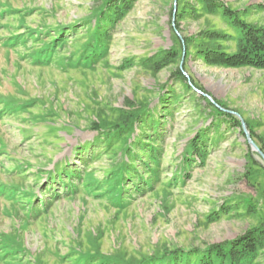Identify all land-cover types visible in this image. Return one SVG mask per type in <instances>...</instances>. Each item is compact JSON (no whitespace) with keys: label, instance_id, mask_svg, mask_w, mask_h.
<instances>
[{"label":"rangeland","instance_id":"obj_1","mask_svg":"<svg viewBox=\"0 0 264 264\" xmlns=\"http://www.w3.org/2000/svg\"><path fill=\"white\" fill-rule=\"evenodd\" d=\"M104 1L0 0V264H136L264 232V70L202 58L239 30L205 0H131L92 56ZM216 2L264 28V0Z\"/></svg>","mask_w":264,"mask_h":264},{"label":"trees","instance_id":"obj_2","mask_svg":"<svg viewBox=\"0 0 264 264\" xmlns=\"http://www.w3.org/2000/svg\"><path fill=\"white\" fill-rule=\"evenodd\" d=\"M217 0H205L209 6L214 9H221L222 14L230 21L231 25L239 30L240 37L238 39L237 50L234 54H225L222 51L213 48H206L202 51V58L205 63L219 68H252L264 70V28L250 26L241 21L235 13L224 8ZM131 0H105L102 7L105 9L100 11L95 25L93 26V40L89 42L93 52L92 56L101 51L100 44L106 41L107 28L113 26L116 20L127 11ZM212 35H216L215 33ZM217 36V35H216ZM219 37V36H217ZM174 54L168 52L166 57L157 63L151 64L153 71H159L161 67L168 65L174 61ZM176 75L183 81L187 80L181 69L176 70ZM189 83V82H188ZM218 114H221L220 108H215ZM132 116V115H131ZM129 118H123L122 122L127 123ZM197 133L195 140L189 141V149L194 152L196 158L202 159L205 155V143L202 137ZM204 143V145L202 144ZM148 144L141 141L142 153H152L154 150L145 147ZM187 157V156H186ZM133 156H131V161ZM136 158V156H135ZM187 163V162H186ZM188 164V163H187ZM75 171H73L74 173ZM77 173V172H76ZM119 178L115 182L123 187L124 177H129V172L120 169ZM71 177H76L72 174ZM119 196L122 191H119ZM264 242V232L259 230H251L240 237L221 244L210 245L203 249L174 250L163 252L158 256L147 257L136 264H253L258 256L259 250Z\"/></svg>","mask_w":264,"mask_h":264},{"label":"water","instance_id":"obj_3","mask_svg":"<svg viewBox=\"0 0 264 264\" xmlns=\"http://www.w3.org/2000/svg\"><path fill=\"white\" fill-rule=\"evenodd\" d=\"M250 145L252 146V148L261 156L263 162H264V156L257 150V148L255 147V145H253L252 143H250Z\"/></svg>","mask_w":264,"mask_h":264}]
</instances>
